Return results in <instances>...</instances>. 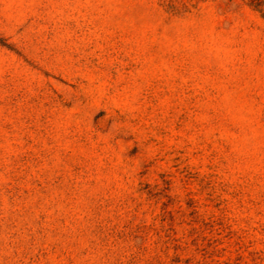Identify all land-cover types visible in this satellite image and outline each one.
<instances>
[{
	"label": "rangeland",
	"instance_id": "374dc122",
	"mask_svg": "<svg viewBox=\"0 0 264 264\" xmlns=\"http://www.w3.org/2000/svg\"><path fill=\"white\" fill-rule=\"evenodd\" d=\"M0 264H264V0H0Z\"/></svg>",
	"mask_w": 264,
	"mask_h": 264
}]
</instances>
